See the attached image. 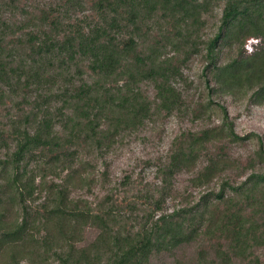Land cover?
<instances>
[{
    "label": "trees",
    "instance_id": "obj_1",
    "mask_svg": "<svg viewBox=\"0 0 264 264\" xmlns=\"http://www.w3.org/2000/svg\"><path fill=\"white\" fill-rule=\"evenodd\" d=\"M17 1L0 0V105L14 96L30 108L0 126V264H159L199 241L188 264H264V136L237 134L213 101L205 108L219 109L220 125L175 141L144 222L128 229L112 203L92 209L72 197L93 181L83 156L103 159L152 115L181 109L176 82L194 54L211 96L264 105V0H94L92 15L75 25L68 19L83 0L30 11ZM216 7V30L204 37ZM147 83L154 105L141 91ZM55 98L52 110L45 101ZM252 141L242 181L224 180L197 202L163 212L178 175L191 173V185L203 188L239 169L223 145L215 154L210 147ZM87 230L96 234L88 242Z\"/></svg>",
    "mask_w": 264,
    "mask_h": 264
},
{
    "label": "rangeland",
    "instance_id": "obj_2",
    "mask_svg": "<svg viewBox=\"0 0 264 264\" xmlns=\"http://www.w3.org/2000/svg\"><path fill=\"white\" fill-rule=\"evenodd\" d=\"M63 0H18V10H32L33 7L40 4L45 6L54 5V8L63 10L61 5ZM84 6L74 10L71 14L70 22L83 23L85 17L92 15L90 9L94 0H83ZM221 9L216 7L212 14L208 16L207 30L203 33L208 37L216 30ZM169 55H171L169 53ZM205 63L203 58L194 54L182 65V78L176 82L177 89L182 93L183 101L180 110L170 116L154 114L138 131L124 134L112 150L104 155L103 159L94 158L95 155L83 156V161H88L89 177L93 179L91 187H83L73 192L74 200L86 201L92 209L99 208V204H113L118 219L122 225L128 229L134 227L137 222L145 220L146 215L154 208L148 200L158 185L157 169L165 163L172 146L181 134L188 132H199L200 130L218 126L221 122V113L216 106H210L206 110L205 106L209 101L224 106L230 118L234 121L235 132L239 135L255 133L264 136V105H251L248 101L242 99H233L232 97L211 96L208 91L206 77L203 74ZM48 88V87H47ZM143 94L154 105L155 91L152 84L147 83L141 86ZM29 95H32L28 93ZM21 95V93H20ZM30 97H34V94ZM42 99H39V102ZM51 104L52 110L60 104L58 100L47 99L45 105ZM21 98L14 96H5L3 104L0 105V126L10 124L11 121L19 120V116L29 111ZM196 113V114H194ZM197 117V118H196ZM222 146L227 157L231 161H237L239 169H230L215 179L209 186L195 188L191 185V173H182L176 177L175 186L170 197L163 204L164 213H172L174 210L197 202L198 198L208 192L217 191L224 180L233 183L242 181L245 176L244 168L247 161L253 156L257 148L255 141L237 145L223 142L217 143L209 148L212 154L218 153ZM204 158L198 164L197 171L203 167ZM107 171L106 177L102 176ZM249 173V172H245ZM50 180V178H49ZM110 198V202L105 200ZM42 201L36 203V205ZM94 230H87L85 240L91 241L95 237ZM204 245L203 241L192 244L178 251L175 255L166 260H161L159 264H188L198 251L199 247ZM26 264V263H23ZM52 264V263H48Z\"/></svg>",
    "mask_w": 264,
    "mask_h": 264
},
{
    "label": "built area",
    "instance_id": "obj_3",
    "mask_svg": "<svg viewBox=\"0 0 264 264\" xmlns=\"http://www.w3.org/2000/svg\"><path fill=\"white\" fill-rule=\"evenodd\" d=\"M252 42H254V41H249V42L247 43V49H248V50H251L250 43H252Z\"/></svg>",
    "mask_w": 264,
    "mask_h": 264
}]
</instances>
